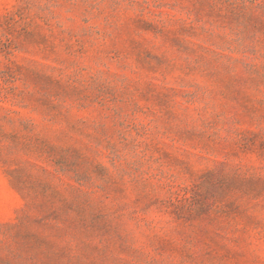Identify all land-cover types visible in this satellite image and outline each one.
Instances as JSON below:
<instances>
[{
	"label": "rangeland",
	"instance_id": "rangeland-1",
	"mask_svg": "<svg viewBox=\"0 0 264 264\" xmlns=\"http://www.w3.org/2000/svg\"><path fill=\"white\" fill-rule=\"evenodd\" d=\"M0 264H264V0H0Z\"/></svg>",
	"mask_w": 264,
	"mask_h": 264
}]
</instances>
